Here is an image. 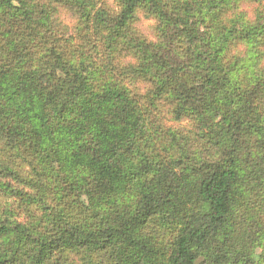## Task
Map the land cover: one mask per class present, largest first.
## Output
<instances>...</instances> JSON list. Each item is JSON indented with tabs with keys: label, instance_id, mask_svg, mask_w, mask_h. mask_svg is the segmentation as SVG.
<instances>
[{
	"label": "trees",
	"instance_id": "obj_1",
	"mask_svg": "<svg viewBox=\"0 0 264 264\" xmlns=\"http://www.w3.org/2000/svg\"><path fill=\"white\" fill-rule=\"evenodd\" d=\"M0 264H264V0H0Z\"/></svg>",
	"mask_w": 264,
	"mask_h": 264
},
{
	"label": "rangeland",
	"instance_id": "obj_2",
	"mask_svg": "<svg viewBox=\"0 0 264 264\" xmlns=\"http://www.w3.org/2000/svg\"><path fill=\"white\" fill-rule=\"evenodd\" d=\"M105 2H107L110 6H114L116 3V0H104ZM154 21L152 20H147V19H142L141 23L139 25L140 29L142 30V32L149 37L150 39L153 38V34H154Z\"/></svg>",
	"mask_w": 264,
	"mask_h": 264
}]
</instances>
